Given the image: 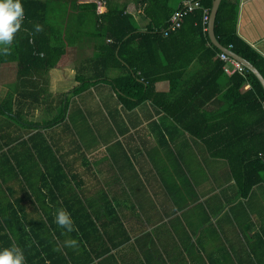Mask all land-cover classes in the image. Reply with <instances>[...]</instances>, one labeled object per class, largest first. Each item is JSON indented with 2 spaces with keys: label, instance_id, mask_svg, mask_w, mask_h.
Wrapping results in <instances>:
<instances>
[{
  "label": "crops",
  "instance_id": "obj_1",
  "mask_svg": "<svg viewBox=\"0 0 264 264\" xmlns=\"http://www.w3.org/2000/svg\"><path fill=\"white\" fill-rule=\"evenodd\" d=\"M186 1L171 4L177 10ZM236 6L238 35L264 57V0ZM127 10L144 30L149 21L135 5ZM77 40L64 65L21 82L15 62L0 64V219L8 247L18 244L26 264H264V173L244 195L223 156L226 125L250 130L257 117L246 98L235 114L226 112L235 73L203 87L214 69L200 47L177 92L158 81L153 92L163 98L131 105L137 98L115 83L131 70L103 68L95 61L100 42ZM250 89L245 83L241 92ZM203 91L211 97L199 108ZM180 95L195 99L178 104ZM183 123L220 126L221 134L197 136ZM227 131V138L246 136ZM61 208L72 231L55 222Z\"/></svg>",
  "mask_w": 264,
  "mask_h": 264
},
{
  "label": "trees",
  "instance_id": "obj_2",
  "mask_svg": "<svg viewBox=\"0 0 264 264\" xmlns=\"http://www.w3.org/2000/svg\"><path fill=\"white\" fill-rule=\"evenodd\" d=\"M213 2L200 0V7L185 15L180 27L165 35L164 30L176 11L171 0H133L137 11L149 21L144 30L140 29L135 16L128 12L127 0H21L23 20L13 34L11 44L0 45V48L9 49L7 53L0 52V64L15 62L17 80L21 82L23 78L64 65L66 47L77 39L86 36L95 38L100 42L96 47L98 53L95 59L100 66H121L131 70L129 75L115 80V83L125 95L137 98L131 103L134 105L145 99L163 98V94L153 92L158 81L168 80L170 92H177L181 87V71L198 58L202 47L206 60L214 69L205 84H202L205 87L206 83L210 85L213 80L217 82L225 75V62L219 57L222 50L211 42L203 24L204 10L211 13ZM237 16L236 0H222L215 21L216 37L223 46L232 45V51L252 63L264 77V57L238 35ZM37 24L40 25L39 31L35 28ZM231 81L230 90L223 96L227 101L232 100L226 112L235 114L236 105L245 98L256 105L252 109L257 117L250 130L246 126L226 125L234 132H245L246 136L227 138V128L221 134L220 126H207L205 123L183 125L197 136H202L203 132H219L221 138L224 136L222 141L226 153L223 156L229 161L242 193L248 195L252 187L261 181V173H264V87L249 70L246 76L235 73ZM245 83H250L251 89L242 93L241 88ZM218 84L220 89L221 85ZM193 97L180 95L177 102L181 104L188 98L194 100ZM199 97L204 98L199 103L201 108L210 99L211 93L207 95L203 91ZM158 103L167 112L177 116L175 105L167 106L162 99ZM212 141L207 140L210 147H213ZM240 148H244L245 152L239 153ZM7 228L6 221L0 219V248L8 247V238L12 242ZM9 244L20 248L18 244Z\"/></svg>",
  "mask_w": 264,
  "mask_h": 264
},
{
  "label": "clouds",
  "instance_id": "obj_3",
  "mask_svg": "<svg viewBox=\"0 0 264 264\" xmlns=\"http://www.w3.org/2000/svg\"><path fill=\"white\" fill-rule=\"evenodd\" d=\"M24 9L21 0H0V45H9L13 40V34L20 28L23 20ZM37 31L40 25H35ZM7 47L0 48V52L7 53ZM55 222L63 226L67 231H72L74 225L70 214L63 208L58 209ZM67 244L74 245L76 241L68 240ZM0 264H24V254L17 246L0 248Z\"/></svg>",
  "mask_w": 264,
  "mask_h": 264
},
{
  "label": "built area",
  "instance_id": "obj_4",
  "mask_svg": "<svg viewBox=\"0 0 264 264\" xmlns=\"http://www.w3.org/2000/svg\"><path fill=\"white\" fill-rule=\"evenodd\" d=\"M200 7V0H187L181 8H178L174 14L172 15L168 28L164 30V34L167 35L169 31L175 30L176 28H179L181 26V23L183 21V17L187 15L189 12H192L196 8ZM210 11L205 9L204 10V17H203V24L204 29L208 30V24L210 20ZM232 45L229 47H226L229 50H232ZM219 57L221 60L225 62V65L223 67L224 71L228 74L233 73H239L243 76H246L248 69L237 59L230 56L228 53L222 51L219 54ZM261 155V154H260ZM264 161V158H263Z\"/></svg>",
  "mask_w": 264,
  "mask_h": 264
},
{
  "label": "water",
  "instance_id": "obj_5",
  "mask_svg": "<svg viewBox=\"0 0 264 264\" xmlns=\"http://www.w3.org/2000/svg\"><path fill=\"white\" fill-rule=\"evenodd\" d=\"M220 3H221V0H214L213 7L211 10V14H210V20H209V24H208L209 34L211 36L213 43L220 50L228 53L230 56H232L235 59H237L238 61H240L249 71H251L258 78V80L261 82L262 86L264 87V77L260 73V71L252 63H250L248 60L239 56L234 51L227 49L225 46L220 44V42L218 41L216 34H215V21H216V17H217V13H218Z\"/></svg>",
  "mask_w": 264,
  "mask_h": 264
},
{
  "label": "rangeland",
  "instance_id": "obj_6",
  "mask_svg": "<svg viewBox=\"0 0 264 264\" xmlns=\"http://www.w3.org/2000/svg\"><path fill=\"white\" fill-rule=\"evenodd\" d=\"M116 1H118V2H126V0H116ZM128 1V3H129V5H131V6H136V4L135 3H133V0H127ZM134 4V5H133ZM137 8V7H136ZM138 9V8H137Z\"/></svg>",
  "mask_w": 264,
  "mask_h": 264
}]
</instances>
